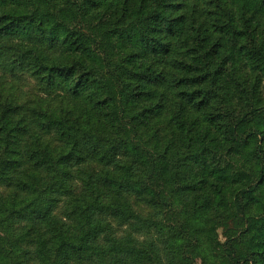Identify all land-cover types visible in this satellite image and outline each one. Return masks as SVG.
<instances>
[{"label":"trees","instance_id":"16d2710c","mask_svg":"<svg viewBox=\"0 0 264 264\" xmlns=\"http://www.w3.org/2000/svg\"><path fill=\"white\" fill-rule=\"evenodd\" d=\"M0 264H264V0H0Z\"/></svg>","mask_w":264,"mask_h":264},{"label":"rangeland","instance_id":"374dc122","mask_svg":"<svg viewBox=\"0 0 264 264\" xmlns=\"http://www.w3.org/2000/svg\"><path fill=\"white\" fill-rule=\"evenodd\" d=\"M220 232H221V229H220ZM222 238H223V235H222Z\"/></svg>","mask_w":264,"mask_h":264}]
</instances>
